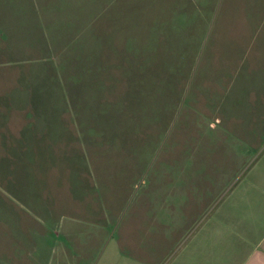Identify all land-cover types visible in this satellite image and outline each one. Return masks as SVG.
Here are the masks:
<instances>
[{
  "label": "rangeland",
  "instance_id": "374dc122",
  "mask_svg": "<svg viewBox=\"0 0 264 264\" xmlns=\"http://www.w3.org/2000/svg\"><path fill=\"white\" fill-rule=\"evenodd\" d=\"M181 1L184 4L0 0V53L6 54V67L36 71L34 84L41 91L30 94L28 108H0L2 130L8 138L25 139L39 126L45 135L31 143L34 155L4 157L0 152V183L5 184L7 173L6 184L24 188L20 193L10 188L11 195L20 199L24 192L26 201H39L44 211L45 206L52 208L58 215L57 229L69 218L86 216L73 204L80 201L81 184L97 209L95 198L115 196L127 202L132 197L162 196L165 189L169 196L171 184H237L243 177L239 167L226 174L210 171V164L223 160L211 152L217 146L221 154L224 97L228 99L230 87L237 85L242 63L253 67V60L244 59L264 51V0ZM112 2L117 38L111 49L104 44L101 51L92 23L109 18L104 11ZM80 16L87 28L83 42L78 37ZM111 51L115 60H110ZM27 182L32 193L25 190ZM99 184L109 192L98 193ZM214 191L207 195V189L178 186V231L172 241L163 236L165 230L154 236L145 220L131 214V205H120L123 212L117 227L109 231L113 240L104 246V254L116 244L122 249L119 261L126 262L122 251L137 243L148 248L146 256L154 253V262L167 259L216 201ZM185 196H198L203 202L189 220L181 219ZM28 205L24 204L30 209ZM42 210L40 219L46 224L50 213ZM11 213L23 215L26 222L28 214L18 206L8 204L7 214ZM98 219L93 221H102ZM70 225L75 231L80 227L78 222ZM93 225L88 224L87 231L96 230ZM144 229L149 231L146 236ZM58 240L56 259L62 256L63 239ZM68 250L72 260L75 254L69 246Z\"/></svg>",
  "mask_w": 264,
  "mask_h": 264
},
{
  "label": "crops",
  "instance_id": "0c3cea01",
  "mask_svg": "<svg viewBox=\"0 0 264 264\" xmlns=\"http://www.w3.org/2000/svg\"><path fill=\"white\" fill-rule=\"evenodd\" d=\"M180 2L183 3L181 0ZM185 5L187 6L185 8L189 7L188 4ZM112 6L113 2L104 11L107 17L109 16L107 20L101 23L96 19L97 21L92 23L95 27L97 48L101 51L105 50L104 44L111 49L117 38L113 13L110 11ZM86 34L87 28L83 24V17L80 16L78 37L79 39L83 37L82 42ZM261 40V45L264 46V39ZM111 54L106 55H110V60H115L112 51ZM5 57L6 54L1 50L0 62L3 63H0V108H28L31 103L30 94L41 92L38 91L33 79L38 73L33 70L7 68L6 65L9 63L6 62ZM97 59L104 60L102 57ZM244 60L247 63L253 60L254 65L250 67L252 64L248 63L243 67L242 63L237 75V85L230 87L228 99L225 96L222 101L225 116L222 125L221 154L217 146H214L211 154L216 155L215 157L222 156L223 160L213 162L209 169L215 174H226L230 173L231 168H243L244 175L237 184H190L189 186L171 184L167 187L171 190L169 196L165 189L162 196L128 197L130 199L127 202L120 201L119 198L115 199V196L107 199L95 198V204L100 206L97 209L93 207L92 201H88L90 197L86 196L84 184H81L78 188L82 196L79 202L77 200V203L73 202V204H77L80 213L86 216L84 219L69 218L68 224L61 222L60 228L57 229L54 224L58 215L55 216L52 208L41 204L51 215L48 216L51 221L48 219L44 224L40 219L39 212L42 208L39 206V201L32 197L29 202L26 201L23 197L24 192L20 194L22 200L9 193L10 188L19 193L24 188L18 184H6V178H10L6 173L5 184L0 183V264L22 262H24L22 264H264V51L256 53L253 59ZM26 94H28L27 98ZM2 126L3 122L0 120V152L4 153V157H22L36 153L35 150L31 152V143L39 138V134L44 135L39 133L41 132L39 126H36V134L26 136L25 139H19L17 136L8 138L2 130L5 127ZM234 149L237 152H234ZM25 184H27L25 190L32 193V184L28 182ZM178 186L183 189H207V195L212 190H216L213 192L216 201L208 205L207 213L200 222L196 218L198 222L179 249L176 247L167 259L159 262H154V253L153 257L150 254L146 256L147 252L150 253L148 248L137 243L122 251L127 255L126 262L119 261L122 257L120 252L122 249L116 244H110L107 253L104 254V246L113 240V233L109 231L117 227L119 214L123 212L121 211L123 207L119 210L120 205H131V214L145 220L154 236H161L160 232L165 230L163 236L172 241L178 231ZM96 189L98 193L109 192L106 188H102L101 184ZM223 189L226 191L219 193ZM83 196L86 197L82 199ZM183 198L185 204L180 210L181 219H192L191 212L193 215L196 211L199 212V206L203 202L197 200L198 196L194 200L192 198L190 200L187 196ZM189 200L192 206L188 209L186 204ZM8 204L18 206L28 214L25 216V223L23 215L19 217L16 214H7ZM24 204H29L30 209ZM99 216L102 221H93V219L99 220ZM74 222L80 225L78 231L72 229L70 225ZM90 223L94 224L96 230L87 231ZM43 226L46 229L40 230V227L44 229ZM149 231L144 229L145 236ZM58 238L63 239V242H60L62 256L56 255V259L54 255L57 251L56 244H59ZM68 246L75 254L72 259L76 258L74 261L69 258ZM144 252L145 255H142Z\"/></svg>",
  "mask_w": 264,
  "mask_h": 264
}]
</instances>
